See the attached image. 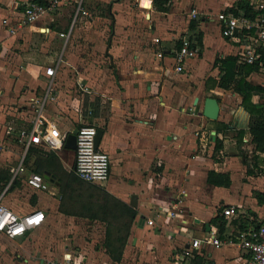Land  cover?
Instances as JSON below:
<instances>
[{
    "label": "crops",
    "instance_id": "1",
    "mask_svg": "<svg viewBox=\"0 0 264 264\" xmlns=\"http://www.w3.org/2000/svg\"><path fill=\"white\" fill-rule=\"evenodd\" d=\"M26 1L0 0V135L8 125L27 127L33 99L47 95L45 114L63 132L70 133L84 122L103 129L98 149L110 155L111 175L106 182L95 184L134 207L137 215L122 259L116 262L103 246L104 222L85 217L103 227L98 241L96 232L88 237L82 235L79 220L84 216L61 210V178H65L63 170L74 172L75 149L64 146L52 151L33 144L25 174L9 181L0 195L18 212L38 208L45 220L24 236L11 239L0 235V264H46L47 260L65 256L85 264H181L179 256L192 238L218 231L213 219L219 209L224 214L227 208L236 206L240 208V218L253 216L264 221V203L255 196V191L264 192L263 152H258L263 171L258 175L247 172L253 165L251 114L242 104L241 94L217 86L222 75L217 60L228 55L239 60V43L223 35L217 16L207 9V0H170L166 11L157 9L153 0H129L141 6L146 20L142 23L141 17L140 20L129 12L122 30L119 16L123 13L110 6L115 9L117 29L107 40L100 39L98 49H92L94 65L77 64L73 57L78 50L67 44L72 34L82 28H74V24L68 30L65 26L55 29L54 24H49L53 20L51 12L26 24ZM84 1L78 0L80 6ZM237 2L226 0L218 12ZM193 9L200 10L199 18L192 16ZM193 20L194 28L190 25ZM80 25L84 26L83 20ZM194 33L201 37L199 53L188 59L179 72L175 67L176 51L182 37ZM99 53L103 57L107 54L102 64L96 63ZM78 58L77 55V61ZM49 65L56 66L54 76L46 74ZM71 65L76 71L73 77L66 73L59 82V68L67 70ZM261 71L264 66L247 78L264 86L262 81L252 80ZM72 84L85 87L86 92L91 88V98L77 102L73 93L63 87ZM209 96L219 101L217 119L204 115ZM261 99L259 94L252 96L256 104ZM53 101L57 104L49 105ZM19 149L10 142L8 150L0 151V168L11 174L19 162ZM46 151L55 152L60 168H48ZM38 165L40 171L36 170ZM45 170L55 174V181L46 178L49 188L34 190L26 182L27 176L32 172L44 175ZM211 170L227 174L230 184L210 182ZM21 185L32 189L31 198L8 199ZM134 194L136 206L131 204ZM161 209L174 214L161 213ZM224 217L227 231L236 228L231 217ZM150 219L155 220L154 225L148 224ZM69 231L74 232L68 234ZM249 258L237 244H207L197 252L193 264H251Z\"/></svg>",
    "mask_w": 264,
    "mask_h": 264
},
{
    "label": "built area",
    "instance_id": "2",
    "mask_svg": "<svg viewBox=\"0 0 264 264\" xmlns=\"http://www.w3.org/2000/svg\"><path fill=\"white\" fill-rule=\"evenodd\" d=\"M62 3V0H51L48 5L27 0L23 17L26 24H33L41 17L53 11ZM251 9L239 8L236 12L229 8L218 12L217 19L221 25L222 33L239 43V62L254 63L260 62L264 66L259 48L264 46V0H250ZM198 10H192V16H198ZM65 35V34H62ZM181 46L175 54L176 70L182 72L188 59L197 56L200 50L198 41L185 35L181 39ZM161 55V54H160ZM55 65L46 68V74L54 76ZM46 97L35 98L32 101L31 120L27 127H14L8 125L3 135H0V151H6L10 142L19 146V162L11 172L12 183L17 178L25 174L26 158L33 144H39L52 151L61 150L69 132H63L54 119L48 118L45 114ZM81 115L83 111L80 112ZM76 134L75 167L74 171L81 179L91 183H104L111 175V158L107 152L96 147V136L98 126L91 122L81 123ZM1 134V124H0ZM26 182L34 190H47L49 182L42 173L32 172ZM0 195V235L7 238L24 236L27 232L39 226L45 220V214L38 208L27 212H18L6 205ZM172 216L173 211L162 210L161 213ZM226 216L231 217L230 221L238 220L236 228L220 233L210 231L202 237L192 238L189 247L185 248L179 256L181 264H193L197 252L203 246L212 244L221 247L225 244H237L245 255H249L251 264H264V221H257L253 216L247 217L250 221L246 228H240L241 211L239 207L231 206L224 211ZM245 217V216H243ZM253 220H255L253 222ZM148 224L154 225L155 220H148ZM227 228V226H226ZM46 264H85L72 257L65 256L63 259L47 260Z\"/></svg>",
    "mask_w": 264,
    "mask_h": 264
},
{
    "label": "trees",
    "instance_id": "3",
    "mask_svg": "<svg viewBox=\"0 0 264 264\" xmlns=\"http://www.w3.org/2000/svg\"><path fill=\"white\" fill-rule=\"evenodd\" d=\"M33 1L45 5L51 2V0ZM153 1L156 8L161 11H166L170 2V0ZM239 8H247L250 10L249 1L238 0L237 4L229 9L236 12ZM190 25L194 28L196 21L193 20ZM191 37L201 42L199 33H194ZM259 51L261 52L260 60L264 65V46H261ZM217 62H220L219 65L222 73L217 82V86L223 89H232L241 94L243 96L242 104L251 114L249 131L252 136L251 141L254 144L252 155L253 165L248 168L247 172L251 175H258L263 171L261 167L262 158L258 152L264 153V86L252 83L247 77L252 72L260 69V62L256 61L254 63L240 64L235 55H228L225 58H221L220 61L217 60ZM253 94H259L261 96L262 99L260 103L256 104L252 101ZM241 133L243 134L244 132L242 131ZM218 147H220V145L217 141L216 148ZM46 153L48 156L45 162L48 168L50 169V166H53V168L59 167L60 162L55 152L46 151ZM36 170L40 171L41 167L38 165ZM63 173L65 178H61V180L64 198L60 206L61 210L68 214H77L104 222L106 224V229L103 246L114 261H120L131 232V226L137 215L136 209L115 197L102 186L81 179L77 176L75 171L69 172L63 170ZM10 179L11 174L9 170L0 168V191L6 187ZM208 180L214 184H230V178L227 174L219 173L214 170L209 172ZM255 196L259 202L264 203L263 191H255ZM213 221L217 225L218 231L223 233L226 229L227 221L222 213V209H219ZM254 221L255 220H253V222ZM233 222L237 224L238 220H234ZM249 222L247 217H242L240 228H246Z\"/></svg>",
    "mask_w": 264,
    "mask_h": 264
},
{
    "label": "rangeland",
    "instance_id": "4",
    "mask_svg": "<svg viewBox=\"0 0 264 264\" xmlns=\"http://www.w3.org/2000/svg\"><path fill=\"white\" fill-rule=\"evenodd\" d=\"M225 1L226 0H207V9L211 11L212 16H217L219 8H221ZM110 6L118 7L119 11L123 13V15L119 16V23L121 25L120 30H122V28L126 24L124 21L125 16L129 15L130 13L134 14L135 17L139 18L140 20L142 18V23L146 20L145 14L141 10V6L135 1L129 3V0H85L83 3H81V6L78 0H69L68 4L61 3L53 11H51L53 20L50 21L49 24H54L52 26L55 29L62 30V26H65V30H68L74 24V28H76V26L78 28H82V31H80L79 33H73L67 43L69 44V48L71 47L78 50V54H76V56L78 55L79 57L78 61L76 59V56L73 55V60L75 62H78L77 64H80V62H82L83 64L91 63L92 65H94V61L90 57L92 49L96 47L98 49V47H100L101 45L100 39L103 38V40H107L108 38H110L113 32H115L117 19L115 16V9L111 10ZM126 8H128L129 11H127ZM202 12H204V10H202ZM200 16L201 13L196 18H199ZM75 18L77 19L75 20ZM81 20L84 21L83 27H81L82 25H80ZM136 22L138 23L139 21L137 20ZM99 54H101V57L99 56V58H97L96 63L102 64V61L105 60L107 54L104 53V57L102 53ZM73 66L74 65H71V67L67 70H65L64 67L61 66L59 68L57 80L59 82L63 81V76L66 73H68L72 78L76 72ZM256 75L257 76L252 78V80L255 82L262 81L261 83H264V71H261ZM63 87L73 93L72 98L77 99V102L78 100L80 102H83V100L87 102L88 98H91V88H89L86 92L84 90L85 87H82L78 84H72L69 86L64 85ZM50 104L52 105L57 103H54L53 101L50 102L49 105ZM249 155L251 156V154ZM32 195V189L29 186L21 185L11 192L8 199H12V197L14 196L30 199ZM85 219L86 218L84 217L83 220H79L82 225V229L84 230L82 232V235L84 237H88L91 236L93 232H96L94 236L96 238L98 237L99 241V239L103 236V227L100 224H93L92 221ZM73 232L69 231L68 234H73Z\"/></svg>",
    "mask_w": 264,
    "mask_h": 264
},
{
    "label": "water",
    "instance_id": "5",
    "mask_svg": "<svg viewBox=\"0 0 264 264\" xmlns=\"http://www.w3.org/2000/svg\"><path fill=\"white\" fill-rule=\"evenodd\" d=\"M219 111H220V105H219L218 99L214 96L207 97L205 100L204 115L211 119H217L219 116ZM77 132H78V128H75L72 132L68 134L66 142H65V147L69 149L76 148ZM102 135H103V129L98 128V132L96 136V147H98ZM44 176L45 178H47L48 180L52 182L55 181V174H52L51 171L49 170H45ZM131 204L133 206L137 205V196L135 194L131 198Z\"/></svg>",
    "mask_w": 264,
    "mask_h": 264
}]
</instances>
